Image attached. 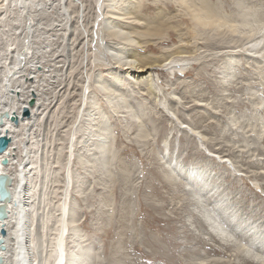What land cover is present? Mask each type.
<instances>
[{
    "label": "rangeland",
    "instance_id": "1",
    "mask_svg": "<svg viewBox=\"0 0 264 264\" xmlns=\"http://www.w3.org/2000/svg\"><path fill=\"white\" fill-rule=\"evenodd\" d=\"M101 1L83 0L81 6V0H29L25 14L19 2L0 3V64L19 70L14 87L23 85V74L34 76L29 85L43 83L39 102L48 99L27 146L29 161L35 162L29 166L38 167L32 172L37 171L38 180L44 174L41 196L45 192L42 202L49 208L40 207V224L47 214L50 222L39 243L52 244L50 262L55 258V211L64 188L61 203L74 207L72 226H66L62 243L67 253L79 250L76 264H264V51L260 50L264 33L251 37L241 24L246 22L244 14L251 20L257 16L254 21L264 24V0H206L227 23L238 24L236 31L197 26L186 6L199 7L201 0H184L185 5L180 0H133L140 12L136 15H142L133 24L141 27L159 15L168 22L163 37L146 35L143 39L150 48L147 44L135 50L153 58L180 48L183 53L174 55V67L155 68L152 92L133 84V78L125 79L131 97L120 89L123 101H116L109 118L102 116L101 123L92 126L95 137L87 139L89 113L105 103L96 79L118 72L103 52L109 39L101 26ZM78 8L80 13L86 8L90 44L87 30L77 22ZM28 26H33L29 36ZM254 40H259L256 49ZM22 52L25 59L17 64L15 57ZM182 65L183 75L177 71ZM83 79H88L90 88L81 93ZM57 82H74L76 88L77 102H70L74 97L67 95L62 110V86L50 87ZM87 100L95 107L82 116V143L70 155L63 129L74 120L76 106ZM92 112L91 118L98 117L97 110ZM53 121L61 127L56 129ZM103 130L110 135L107 139ZM25 136L19 137L20 149ZM108 140L112 150H101ZM20 149L19 162L24 159ZM65 166L69 174L73 172L70 177H80L77 190L73 178L65 188ZM191 168L197 175H189ZM208 215L225 229L230 243L223 244L210 230Z\"/></svg>",
    "mask_w": 264,
    "mask_h": 264
},
{
    "label": "bare ground",
    "instance_id": "2",
    "mask_svg": "<svg viewBox=\"0 0 264 264\" xmlns=\"http://www.w3.org/2000/svg\"><path fill=\"white\" fill-rule=\"evenodd\" d=\"M4 1L6 0H0V3H3ZM82 1L83 0H81V6H84L82 5L83 4ZM132 1L133 0H102L101 1L102 7L100 10H102V14H103V21L101 23V26L103 25L104 27V31H105L104 36H107L109 39V42L106 45L107 49L106 50L103 49L104 50L103 52L109 55V60L110 58H112V61L115 64L114 69H117L118 72H108V75H106V77L102 76L98 80L95 78L96 82L99 85V88L102 89L101 91H103L104 97H105V100H104L105 103L104 104L101 103L102 109L99 110V109L94 108L95 107L94 102L92 101L88 102L89 100H87L86 103L82 102L83 103L82 107H81V102H80L78 106H76L77 108H76V114L74 116V120L69 125L64 126L63 130L67 129L66 130L67 132L66 131L64 132H66V135L68 136V144L65 149L69 150L70 155L75 150L76 151L79 150L81 146L80 144L82 143L81 142L82 134L80 132H83V126H82V121H81V118L83 115L85 117L86 113L89 112L90 109L94 108V110H91V112L89 113L90 114L89 116L90 119L88 120L89 128L86 129L87 130L86 132L89 133L86 135H89V136H85V138L87 139H89V137L93 138L95 137V131L94 133H92V130H93L92 126L95 123L98 124V122H100L99 120L102 119V116H104L103 118L105 119L109 118V116L114 113V109H116L115 107H117L116 101H119V100L123 101L124 95L122 96L121 93H119L118 91H120L121 89L123 92L126 91L127 94H130V92L128 91L127 85L125 84L126 83L125 79L127 80V78H131V79L133 78V80H135L133 84L139 85V86L144 85L147 90L152 92L153 89L156 88V85H154V81H155L154 73L156 71L155 68H160L161 70H163L162 68H167L169 64L171 67H174L173 64L176 63L175 61H173L174 55H177V54L180 55L183 53L181 52L182 48H180L176 50L175 52H171V53L162 55L160 57L153 58L151 57L152 55L151 56L140 55L135 50L136 47L144 48L145 46H147L148 44L147 42L149 41H146V39H143V37H147L149 35L153 37H163L162 33L163 31L166 30V25L168 22L165 23L163 21L164 22L163 23L162 20H160V15H159V17L157 16L156 18L154 17L155 18L154 21L153 20H149L150 22L146 21L147 23H145L141 27L139 25L137 26L136 24H133L134 22H139L140 20H142L141 18L142 15L140 16H138V14L136 15V13L139 12L138 7L133 6L132 4L136 2L137 0H134V2ZM153 1H155L156 3V2H165L167 0H153ZM13 2L16 3L15 5H17L19 2V5H21V8H23V14H25V12L28 10L29 0H14V1L7 0V5H10ZM180 2L183 5H185L184 0H180ZM32 3L38 6L36 1H32ZM186 8L188 12L190 13L189 15H191L195 24L201 28L207 27V28H213V29H220L221 28L220 26H227V28H229L232 31H236V29H238V28H235L236 27L235 25H238V24L234 23V25H231L230 23H227L229 20L225 18L224 16H219V13H217L216 9L213 8L212 5H209L206 0H201V5L199 7L191 6L189 8L186 6ZM85 11H86V8L80 13L79 8H78V12H77V22L82 23L84 27V31L87 30L86 29L87 22L85 20L86 15H84ZM252 11L254 14L256 13V11L254 12L253 9ZM254 14L252 15L253 18H254ZM250 16L248 18L247 16H245V14L242 15L241 16L242 20L246 22L244 23L241 22V24H243L244 26H247L248 31L251 34V37L252 35L257 34L258 32L264 33V24L259 25L258 22L254 21V19L257 18V16L253 20H251ZM252 21L255 23H253ZM32 28L33 26H31V28L28 26L26 35L28 34L29 36V32L31 31ZM139 28H140V31L138 30ZM138 31L143 34H140ZM86 36H87V42H88L87 44H90L91 30H87ZM84 39L85 38H82V42L85 41ZM111 40H115V41L112 42ZM263 42L264 40L261 43ZM251 43L255 46V49H256L257 48L256 46L258 45L259 40L251 41ZM149 46L150 44H148V47ZM260 50L264 51V48L262 47L260 48ZM6 52L7 50L5 51V53ZM31 54L33 56V52H31ZM24 56H25V52L18 53V56L15 57L16 63L19 64L21 60L25 59ZM90 58L91 57H88V59ZM263 58H264V54H263ZM86 64L89 67L88 62ZM96 66L98 67V65ZM183 67L184 65L180 66L177 69V71L182 73V75L185 73V69ZM5 68L6 67H3V64L1 63L0 64V76H1L0 78V92H1L0 94V134L6 135L11 140V143L9 144V146L3 153H0V175L7 176L10 182L9 186L7 187L5 186L6 188H8L9 194H10L9 203L6 207L7 217L6 219L2 221L0 220V229L4 228V230L6 231V237L2 238L0 235V240H1L0 243L2 245L0 257H1L2 264H62V263L76 264L77 259L78 260L81 259L79 257L80 254H78L79 250L77 251V253L76 252L67 253L64 250L63 243H62L63 241L62 234H64V232L67 230L66 226L68 225V223L70 226H72L71 220H72V215H73V209H70L72 206L70 205L71 207L69 208V206L66 205V202H64L63 204L61 203L62 198H63L64 188H62L63 190L60 193V197L58 199V204H57L58 206H56L58 207V209L55 211V213H57L56 215L57 217L53 223L54 225L52 228V231L55 232L54 238H53V241H54L53 246L55 247V258L52 262H50L52 258L51 257L52 254L49 253L50 248H52V244L50 245L48 242H46V240L42 241V243L45 242L44 243L45 248H42L41 246L42 243L41 244L39 243V240L46 237L44 235V232H47V227L50 222V217L47 214V216L45 217V221H42V223L40 224L41 217H40L39 210H40V207L43 206L44 208L43 210L45 211L46 208H49V204L46 203L45 205V203L42 202L43 201L42 198L44 199L46 196L44 191H43L44 193L41 196V191L43 190L42 188L44 186L42 185V179L44 177V174L42 173L43 176H41V179L38 180V177H39L38 174L35 176V172L37 171L32 172L35 169L37 170L38 167H36L37 165L35 164L34 166L32 165L29 166L31 163L33 164L35 162L29 161V159L32 156H31V152L27 144L29 143L28 142L29 132L35 126L34 125L35 122L40 119V115L42 114V113L38 114V112L44 105H46L48 101V99L46 101L45 100L46 97H44L39 102L40 100L39 96L43 94L40 91L43 83L41 84L40 83H30L29 85L28 82L29 81L31 82L35 77L30 76V75L29 77H24V74H23L21 76L22 78H24L23 85L14 87L13 85H16V84H14L13 81L16 78L15 75L19 73V70L15 68H8V69L6 68L7 70H5ZM89 71H91V67ZM30 73L34 74V73H37V71H33ZM172 73L174 74L173 71H171V74ZM91 74L95 75V73H91ZM90 78L91 77H89V79ZM60 82H57L56 84L53 83L52 85L50 84V87L57 88V87L62 86V89L64 90V93H65L63 97L61 98V102H60V106L62 110V107L64 108L67 104L66 102L67 95L68 97L70 96L74 97L76 88H75V85H73L74 82L68 83V84L64 83V85H62L63 82L62 83ZM85 85L86 87H84ZM122 85L124 87H122ZM87 86H88V79L82 82V85L80 87L81 93H82L83 88L89 90L90 87L89 86L87 87ZM55 88H51V89H55ZM49 89L50 88H48V90ZM77 90H79L78 87H77ZM116 91L118 93H116ZM123 92L122 94H125ZM92 96H93V92L89 91L87 94V98L90 99L92 98ZM129 96L131 97V94ZM95 100L98 101L99 99H97L96 97ZM72 101L73 103L77 102V97H74L70 102ZM35 108H36V111H35ZM103 109L105 110L106 114H101V112L104 111ZM96 110H97L98 117L91 118L92 117L91 115L93 114L92 111H96ZM94 115L96 116V113ZM52 124L53 125L55 124L56 129L61 127L60 122L57 123L53 121ZM55 126H54V130H55ZM75 126L78 128V131L76 132L75 130L74 132H72V129ZM60 130L61 129H59L58 132H60ZM103 132L106 133V139H107V136L109 137L110 135L104 130ZM21 134L22 135L24 134V136L26 135L25 136L26 142L24 143L23 146L21 144V149H20V146H18V144L21 142L19 139ZM61 137L63 138V136ZM110 142L111 141L108 140V142H106V144L103 147L104 149H101V150H107V151L112 150ZM86 146H90V144L85 145V147ZM18 148L23 152L22 156L24 157V159L21 160V162H19L16 157L17 155L16 150ZM107 153H108L107 154L108 156L109 152ZM3 160H7V165L5 166L2 165ZM40 171L42 172V166L39 169V172ZM65 172L67 173V176L64 175ZM196 172L197 171L191 168L189 175H191V177L192 175H197ZM70 173L72 174H69V169H67L65 166L64 174H63L64 184H66L65 188L67 189V186L71 184V179L73 178L72 180L74 181L73 187L77 190L78 186H75V185L79 184L82 181H80V179L77 180L78 178H80L78 177V174L77 176L74 175L75 177L74 176L70 177L71 175H73L72 170H70ZM171 175H169L168 177L170 178ZM196 178L198 177L196 176ZM51 196L52 197L54 196L53 192L51 193ZM73 204H75L74 201H73ZM205 217L207 218L205 219ZM205 217H204L205 221L206 220L209 221L210 230H213V233L222 242H224L223 244L230 243L229 241L231 238L229 237L228 233H226L225 229L220 227L218 223L213 222V220L209 217V215ZM72 228L73 227L70 228L71 231H75V230L77 231V229L74 228L75 230H73ZM41 233L43 235H40ZM246 252L249 254L250 251H246ZM43 255H44V258H43L44 260H42ZM250 258L252 260L253 259L257 260L256 256L254 257L252 256ZM257 264L259 263L257 262Z\"/></svg>",
    "mask_w": 264,
    "mask_h": 264
},
{
    "label": "water",
    "instance_id": "3",
    "mask_svg": "<svg viewBox=\"0 0 264 264\" xmlns=\"http://www.w3.org/2000/svg\"><path fill=\"white\" fill-rule=\"evenodd\" d=\"M10 143L11 140L6 135L0 134V153H3L7 149ZM2 165L4 166L7 165V160H3ZM9 185H10L9 178L5 175H0V220L1 221L6 219L7 217L6 207L9 203L10 194L8 188L6 187ZM0 235L2 238L6 237V231L4 230V228L0 229ZM1 248L2 245L0 243V252L2 250ZM0 264H2L1 257H0Z\"/></svg>",
    "mask_w": 264,
    "mask_h": 264
}]
</instances>
